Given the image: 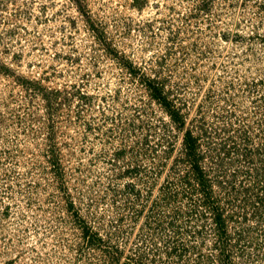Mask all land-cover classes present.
Segmentation results:
<instances>
[{
	"label": "rangeland",
	"instance_id": "rangeland-1",
	"mask_svg": "<svg viewBox=\"0 0 264 264\" xmlns=\"http://www.w3.org/2000/svg\"><path fill=\"white\" fill-rule=\"evenodd\" d=\"M0 264H264V0H0Z\"/></svg>",
	"mask_w": 264,
	"mask_h": 264
},
{
	"label": "trees",
	"instance_id": "trees-1",
	"mask_svg": "<svg viewBox=\"0 0 264 264\" xmlns=\"http://www.w3.org/2000/svg\"><path fill=\"white\" fill-rule=\"evenodd\" d=\"M145 83H146L147 87L149 88V90L151 91L152 95L155 96L158 100L162 101L164 103V105L166 107H168L167 106L168 103L165 100V96L162 94L163 86H159L158 84L152 83L151 78H148L147 82L145 81ZM169 111H170V115L173 119H175V120L179 119L180 115H178L179 112L177 110L174 111V110L169 109ZM184 140H185V143L188 145L187 150L189 151V153H193L192 147L194 145V137L192 136V133L189 130L185 133ZM194 163L198 167V170H196V171H197V173H199L200 168L196 162H194ZM196 166L194 165V168H197Z\"/></svg>",
	"mask_w": 264,
	"mask_h": 264
}]
</instances>
